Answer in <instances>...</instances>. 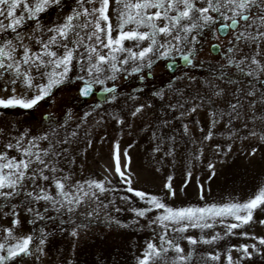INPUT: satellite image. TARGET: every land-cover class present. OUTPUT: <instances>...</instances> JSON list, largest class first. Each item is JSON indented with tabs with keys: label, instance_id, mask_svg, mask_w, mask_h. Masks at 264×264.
Returning a JSON list of instances; mask_svg holds the SVG:
<instances>
[{
	"label": "snow or ice",
	"instance_id": "snow-or-ice-1",
	"mask_svg": "<svg viewBox=\"0 0 264 264\" xmlns=\"http://www.w3.org/2000/svg\"><path fill=\"white\" fill-rule=\"evenodd\" d=\"M50 10L58 13V22L44 25L43 16ZM221 37L228 38L227 44H211L218 59L209 65L207 78L199 82L203 92L189 90L185 94L174 89L176 104L168 105L165 111L178 115L162 120L161 128L174 131L170 126L179 120L184 136L191 131L189 123L204 132L195 115L203 111L208 117V131L201 143L213 138L218 125H223L232 139L239 133L236 121L246 130L244 139L255 137L264 142V0H0V92L8 93L0 96V109H34L54 89L74 81L81 84L79 92L85 98L100 86L103 102L108 103L116 98L113 94L117 93L119 76L143 81L151 78L153 65L161 61L174 74V80L186 79L191 85L197 77L189 72L204 68V62L197 61L200 51L209 39L217 41ZM109 81L110 87L106 86ZM153 95L163 100L161 90ZM99 106L97 101L92 110ZM146 106L151 107L140 105L132 115ZM88 115L91 112L85 118ZM186 117H192L189 123H183ZM113 119L123 123L117 117ZM44 120V133L32 135L25 130L0 145V219L9 218L8 227L0 226V264H23L29 257L38 261L51 235L46 231L50 223L59 225L62 232L64 225H71L69 234L73 238L97 222L146 228L152 236L135 257L136 264H208L218 261L220 253L203 256L198 246L214 245L236 235L255 243L228 248L224 253L226 264H241L254 254L264 255V237L236 231L255 223L257 212L264 213V187L244 202L175 208L165 202L176 197L171 175L164 185L165 196L132 187L130 158L127 150L121 154L118 141L113 147V169L105 171L115 172L120 187L108 177L76 180L72 146L79 142L78 132L59 131L67 119L57 123L50 114ZM153 136L158 141L154 152L162 153L161 160L174 159L175 135ZM87 145L92 146L91 139ZM215 147L219 152L220 145ZM201 155L202 150L197 149L194 158L199 160ZM208 167L215 175L214 165L209 163ZM190 177L189 171L181 191ZM199 187L203 200L205 189ZM121 191L126 195L119 200L129 205L128 211L134 216L131 225L112 215L122 211L114 195ZM133 198L144 207H131ZM21 214L32 226L27 235L16 231ZM259 223L264 225V220ZM218 226L222 233L207 235ZM190 230L203 234L187 235ZM182 241L190 246L187 252ZM233 251L239 254L235 260Z\"/></svg>",
	"mask_w": 264,
	"mask_h": 264
},
{
	"label": "rangeland",
	"instance_id": "rangeland-1",
	"mask_svg": "<svg viewBox=\"0 0 264 264\" xmlns=\"http://www.w3.org/2000/svg\"><path fill=\"white\" fill-rule=\"evenodd\" d=\"M68 2L71 3V0ZM64 14H67L66 8ZM57 17L58 13L50 10L43 16L42 24L50 26L58 22ZM113 24H115L114 18ZM28 32H31V28ZM227 39L226 37H221L217 41L209 39L204 45L197 56V61L204 62V68L189 72V75L197 77V82L191 85L186 79L174 80V74L169 72L161 61L153 65L151 78L146 77L143 81L136 78L126 80L123 75L119 76L116 81L117 93L113 94L116 98L108 103L98 100L95 95L87 99L80 98L76 90L79 82L74 81L54 89L52 95L34 109H0V130H2L0 145L11 136L25 130L32 135L44 133L47 131L44 117L51 114L57 123L67 119L65 126L59 129L62 134L72 130L78 132L76 139L79 142L72 146L73 155L76 156L74 165L76 175L73 179L99 180L108 177L113 185L120 187L115 172L105 171V169H113V147L118 141L121 154L127 150L130 158L129 170L132 174L133 188L153 195L165 196L164 185L168 176L173 177L172 185L176 191V197L165 201L172 207L219 205L230 200L244 202L264 187V142L255 137L244 139L246 130L241 127L240 121H236L239 133L232 139L228 138L227 130L223 125H218L213 138L201 143L202 137L208 131V117L203 111L195 115L204 128V132H201L195 124L189 123L192 117H186L183 120V123H189L191 129L188 136L183 135L179 120L174 121L170 126L174 131L161 128L162 120L178 115V112L165 111L168 105L176 104L177 95L174 89L179 88L185 94L189 90L202 93L203 85L199 82L207 78L209 65L214 64L218 59L209 46L212 42H218L224 47ZM25 43L30 44L27 39ZM33 47L35 50V46ZM179 74V72L176 73V75ZM106 86H112V82H107ZM99 87L96 86V88ZM156 90L163 92V100L153 95ZM19 91L21 90L18 89ZM7 95L8 93L0 92V96ZM97 101H100V106L93 111ZM140 105H151V107L146 106L141 113L133 116V110ZM218 105L223 106L219 101ZM89 112L91 115L85 118V114ZM101 117L102 122L97 123ZM113 117L123 120V123L118 124ZM78 124L79 128L76 127ZM153 133H156L157 137L175 135L177 143L174 159L166 157L161 160L162 153L154 152L158 141ZM88 139L92 141L91 147L87 145ZM190 139L194 140V143H186ZM216 145H220L219 152ZM229 145H231V151H228ZM164 147H168L167 141ZM197 149L202 150L199 160L194 158ZM253 149L256 150L254 155ZM209 163L214 165L212 171L215 175H212L209 170ZM121 165L123 168V155H121ZM189 171L191 177L188 178L187 186L181 191L186 181V173ZM201 185L205 189L203 200L200 199L199 186ZM114 195L117 206L122 211L113 212L112 215L121 223L131 225L134 216L128 211L129 205L118 198L126 193L121 191ZM131 207L140 208L144 205L133 198ZM27 219L21 214V224L16 230L19 235H27L30 232L32 226L26 222ZM255 220L256 222L252 225L236 230L237 233L248 232L250 236L264 237V225L259 223L260 220H264V213L257 212ZM140 223L144 224V221L141 220ZM0 226L8 227L9 218L0 219ZM63 227L65 231L62 232L59 225L50 223L46 231L51 235L45 245L44 254L38 261L35 257L25 258L23 264H69V261L71 264H136L135 257L141 253L145 242L152 236L146 228L105 226L97 222L81 230L78 237L73 238L69 234L71 225L66 224ZM213 232L222 233L223 229L218 226L208 230L207 235ZM202 234L199 230H190L187 233L192 236ZM253 243L255 241L250 238L236 235L220 240L214 245H199L198 251L203 256H207L210 252L220 253L218 261H209L208 264H226L224 253L228 248ZM181 246L186 252L190 247L183 241ZM261 251L264 253V247H261ZM238 255L237 252H232L234 260ZM241 264H264V255L254 254L252 259H245Z\"/></svg>",
	"mask_w": 264,
	"mask_h": 264
},
{
	"label": "water",
	"instance_id": "water-1",
	"mask_svg": "<svg viewBox=\"0 0 264 264\" xmlns=\"http://www.w3.org/2000/svg\"><path fill=\"white\" fill-rule=\"evenodd\" d=\"M212 43H218V42H212ZM211 43V44H212ZM211 44H210V46H209V48H210V50H211ZM212 52V51H211ZM80 87H81V84L79 83L78 84V86H77V93L79 94V96L81 97V98H84L85 99V97H82L81 95H80V92H79V89H80ZM94 94H95V96H96V98L97 99H99V100H103L104 99V97H103V95L99 92V89H94ZM91 96V95H90ZM90 96H88V97H86V98H89Z\"/></svg>",
	"mask_w": 264,
	"mask_h": 264
}]
</instances>
